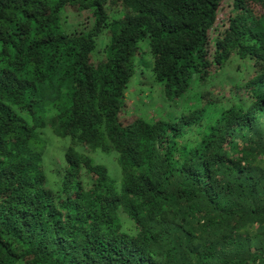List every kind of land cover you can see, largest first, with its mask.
<instances>
[{
	"label": "trees",
	"instance_id": "obj_1",
	"mask_svg": "<svg viewBox=\"0 0 264 264\" xmlns=\"http://www.w3.org/2000/svg\"><path fill=\"white\" fill-rule=\"evenodd\" d=\"M0 264H264V0H0Z\"/></svg>",
	"mask_w": 264,
	"mask_h": 264
},
{
	"label": "rangeland",
	"instance_id": "obj_2",
	"mask_svg": "<svg viewBox=\"0 0 264 264\" xmlns=\"http://www.w3.org/2000/svg\"><path fill=\"white\" fill-rule=\"evenodd\" d=\"M140 61H141V59H140ZM137 71H138V74L137 75H138V77H140V74H141V66L138 68ZM139 88H141V89L137 91L138 94L136 95V98L138 100L135 101V103H134V105L136 107V111L141 114L142 113V110L143 111H148L150 109L155 110V108H153V107L150 108V104H149V99L154 94V91L151 88L144 87V86H141ZM160 101H161V99H160ZM134 105H133V107H134ZM160 112H161L160 109L157 110V113L158 114ZM142 117L144 118V114L142 115ZM96 152L98 153V155L101 154V152L98 151V150ZM101 160H104L105 161L103 164H105V166H106V168L108 170L109 178H110L111 183L113 185H115V186H118L120 184V181H121V179H120V176L121 175H120V172L118 170L117 164L115 163L114 160L113 161H110L109 158H108V156L107 157L106 156H103L101 158Z\"/></svg>",
	"mask_w": 264,
	"mask_h": 264
}]
</instances>
